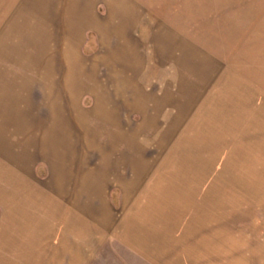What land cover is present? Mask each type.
<instances>
[{
    "label": "rangeland",
    "instance_id": "obj_1",
    "mask_svg": "<svg viewBox=\"0 0 264 264\" xmlns=\"http://www.w3.org/2000/svg\"><path fill=\"white\" fill-rule=\"evenodd\" d=\"M78 1L84 3L86 0H0V6L3 4L6 9L4 12L2 8L0 10L1 165L7 166V169L17 167L10 156L4 154V147L16 156L24 152L31 154L33 159L26 171L32 180L30 186L46 190L50 183L60 182L54 173L58 172L67 177L70 175L69 178H64L68 197L73 188L78 189L81 174L94 178L97 171L106 164L105 153L100 154L98 150L86 147L94 144L96 139L101 145L113 141L114 148L118 149L117 153H113L114 158L119 160L129 154L136 162H148L151 165V175L160 173L157 166L165 161H174L176 158L178 162H194L186 171L175 167L166 170L168 175L174 172L180 176L181 173L188 172L198 179L194 181L192 202L194 245L196 241L199 246L202 245L203 236L223 226L235 237H248L253 234L254 230L251 229L255 225L264 226V81L260 82L262 78L257 77L259 74L254 77L252 72L257 73L262 68L257 54L264 53V42L227 41L244 38L245 34L251 33L254 25L250 24L252 18L249 12L252 9L249 4L254 6L255 3L264 8L262 0H194L193 10H182L194 15L193 24L191 23L189 28L187 26L189 32L183 27H171L167 24V29H182L181 37H191L194 38L193 41L142 40L143 36L134 31L124 33V37L120 34L116 40V37L109 33L106 35L104 27V32L97 30V34L90 26H80L76 53H68L75 62L69 64L68 60L62 58V50L69 42L64 34L68 27L66 29L64 25H68L67 22L75 25L74 17L77 16L73 9L65 10L64 13L63 4L66 2L74 7ZM106 1H91V11L104 20L110 6ZM125 1L119 0V3L125 4ZM175 1L179 8L184 6V0ZM175 1L167 0L168 5L172 6ZM239 20H242L241 24L244 25L241 34L236 35L233 31ZM229 23L230 28L225 29V25H230ZM224 29L233 31L228 34ZM211 31L222 33L213 35ZM32 34L34 37L48 35L44 53H36L32 49ZM262 37L264 41V36ZM125 51L131 55L139 53L144 56L146 66L142 76L132 74L133 67L127 66L131 63L128 62V54ZM112 53L120 54L123 61H126L121 62L120 59L116 63L119 71L117 75H136L135 79L143 93L151 94V97L146 99L149 103L144 108L148 109L147 117L144 116L145 112L143 115L129 112L122 104L124 98L120 95L113 98H118V122L110 123L109 115L92 116L96 110H91L97 104L95 100L99 98V108L110 110L107 103L110 104L111 81L117 83V78L113 80L116 73L110 72L111 66L114 65L110 62ZM159 53L161 57L166 53V58L161 60V72L153 73L151 69L156 65ZM171 53H182L184 57L186 53H194L193 64H182L181 74L180 61L170 58ZM246 54L255 57L256 68L251 59H245ZM261 56L263 54H260V59ZM184 61L182 60L183 63ZM163 64H166V67L163 68ZM81 67L87 70L84 71ZM68 68L73 70L68 73ZM121 80L123 81V78ZM70 82L86 87L84 92L79 94L75 105L70 98H75L79 87L77 91L76 86L69 89ZM179 82L186 87L182 86L183 89L180 90ZM163 98H167V106L158 107L157 104ZM159 109L161 113L156 118L154 113ZM57 110L59 114H56ZM75 111H86L83 113L84 118L80 112L77 115L82 118L76 120ZM148 117H155L157 122ZM105 119L108 121H104ZM53 127L58 136L50 137ZM122 130H129V133L133 134L132 144L128 143L130 139L116 136V132ZM84 133L88 134V137L80 136L85 135ZM161 139L160 146L158 143ZM44 145L46 150L42 149ZM63 145L73 148L71 153L68 147L66 153H61L68 159L50 153ZM107 151L111 150H105ZM112 161H108V167ZM210 162H215L219 170H205L204 167L212 165ZM52 163H56L61 168L60 171H53ZM195 166L199 167V170L196 171ZM4 168L3 175L6 173ZM161 169L163 170V167ZM108 170L110 175L113 174L111 168ZM17 171L22 173L19 169ZM8 173L13 177V171L9 170ZM0 181V192L7 193L10 189L14 191L13 186L5 185L6 179ZM112 182L113 180H110L109 184ZM182 183L180 180L177 183L179 185L175 184V187H181ZM222 188L223 190H220ZM196 191L198 195L195 194ZM255 191L262 195L258 193L256 198L253 195ZM221 194L233 197H226L224 201ZM18 197L20 198V195L14 197L15 202H8L6 210L12 214V219H7L4 225L9 231L8 243L18 245L24 255L25 231L20 228L23 227L22 222L16 219L20 211L18 206L28 204L37 209V202L31 196H25L23 201ZM71 197L73 199L74 196ZM89 197L87 194V200ZM70 203L78 206L77 201L71 200ZM81 203L88 204L87 201ZM107 205L121 214L120 205L115 200L108 201ZM50 206L52 208V205H45L40 209L46 211ZM225 207L229 214L221 210ZM4 211L0 203V226L4 222ZM260 221L261 224L258 223ZM260 231L263 235H258V240H263L264 228L263 231L257 230L258 233ZM16 252L19 254V251ZM129 253L121 245L115 248L107 245L102 251V257L91 259L87 264H146L144 259Z\"/></svg>",
    "mask_w": 264,
    "mask_h": 264
},
{
    "label": "crops",
    "instance_id": "obj_2",
    "mask_svg": "<svg viewBox=\"0 0 264 264\" xmlns=\"http://www.w3.org/2000/svg\"><path fill=\"white\" fill-rule=\"evenodd\" d=\"M91 1L93 0H86L84 3L78 1L75 3L76 6L73 5L74 7L66 2L63 4L64 13L65 10L70 11L73 9L75 16H77V18L74 17L75 25L67 21L68 25H64L66 29L68 27V30H66V32L64 31V34L66 40L69 42L62 50V53H67L68 56V53H76V44L80 37V26H90L97 34L99 31L104 32L102 30L104 27L106 29V35L109 33L111 36L116 37V40H118L120 34L124 37V33L131 31L140 33L143 36L141 38L142 40H194V38L191 37H181L183 35L182 29H167L168 24L171 25V27H183L189 32L188 28L191 26V23L193 24L194 15L192 12L184 13L182 10H193L194 0H184V6L180 8L177 6V1L175 0L173 6L168 5L167 0H126L125 4L119 3V0H112L116 2L107 0L106 2L110 4V6H108V14L105 20L91 11ZM262 2L264 3V0H262ZM251 4L252 3L249 4V8L252 10L250 12L248 11L250 18L253 19H251L250 24L254 25L252 26L251 33L247 35L244 33V38L237 37L238 39H227V41L264 42L262 40V36H264V8L255 3L254 6ZM1 8L3 12L6 10L3 4L0 6V10ZM2 14V16H4V13ZM168 20L170 22H167ZM241 21L242 20H239V22L235 24L234 28L236 29L234 31L225 30L230 28L231 23H229L230 25H225L224 30L228 34L232 31L234 32L233 34H241L244 25L241 24ZM222 31H216L217 33L211 31V33H214L213 35H218L221 34ZM167 36H169V38H167ZM48 40V35L47 37H40L39 35L37 37L33 36V45L31 47L36 53H44L46 50L45 42ZM125 53H127V51H125ZM127 54L129 58L128 62L131 63L127 66L133 67L132 74L142 76L146 66L144 56L139 53H132V55L129 53ZM260 54H263L261 59ZM257 55L262 68L260 71H257V73L254 71L252 72L254 77L256 74H259L257 77L262 78L260 82H263L264 53H258ZM170 56L174 61L177 59L180 61L179 72L181 74L183 73V71H181L182 64L186 66H191L193 64L194 53H186L185 57L182 53L178 55L177 53H171ZM62 58L65 59L63 54ZM110 58V62L114 64L111 66L110 72L111 74L113 72L116 73V77H113V80L117 78V83L111 81L112 93L110 95V104L107 103V105L110 106V110H105V108L101 107L99 108V112L96 111L92 116L109 115L110 123L118 122L120 120L117 103L118 98L117 100L113 98L119 95L124 98V103L122 104L128 108L129 112L141 115L145 112L144 116H146L148 109L146 108L144 110V108L147 106V103H149L146 99H149L151 94L143 93V89L135 79L136 75L133 77H120L117 75L119 71L118 64L116 63H118L120 59H122L121 62L126 63V61H123L120 54L112 53ZM157 58L158 61L156 65L151 69L153 73L161 72V60L166 58V53H164L162 57L161 53H159ZM245 59L249 61L251 59L256 68L257 63L255 57L246 54ZM182 60H185L184 63ZM175 64H177V62H175ZM164 67H166V64H163V68ZM81 68L84 69V71L87 70L85 67ZM68 69V73L73 70H71V68ZM96 71L97 70H95V72ZM122 78L123 81L121 80ZM179 80H181V77ZM65 81L67 83L68 78H66ZM69 85V89L73 86H76L75 89L79 87V93H76L75 98H70L71 102L74 104L79 94L84 92L86 87L85 85L82 86L80 83L77 84L72 82H70ZM182 86L183 84L181 85L180 83V90L183 89ZM165 96L164 93V97ZM166 99L163 98L157 106H167ZM173 101L176 103V99ZM173 101L170 102L173 103ZM95 103L97 104L91 112L97 107H100L101 99L95 100ZM80 112L84 118L85 115L83 113L86 111H75L74 117L76 120H78L77 118H82L80 115H77ZM160 113V109L155 111L154 114L156 118ZM56 114H59L58 110ZM149 115L150 114H148V116ZM156 118L150 117L149 119H153V121L157 122ZM104 121L108 120L105 119ZM52 133L50 137L58 136L54 127L52 128ZM84 134L85 135L80 136L88 137V134ZM117 135L123 138L126 137L128 138L127 140L130 139L128 142L129 144L134 142V139H131L133 134L129 133V130L117 131L116 136ZM92 138H94V136H92ZM95 139L96 138H94V140ZM158 144L160 146L162 145V139ZM44 147L45 145L42 149L46 150ZM67 147L71 149L69 150V153H71L73 148L69 147V145H63L60 149L53 150L50 153L61 156L62 159H68V157L61 154L68 151L66 149ZM86 148L96 149L100 154L105 153L107 156H105V160H103L106 164L97 171V175H95L94 178L81 174V178L77 185L78 189L73 188V194L70 193L68 197L65 191V179L69 178L70 175L67 177L58 172L54 173V176L56 175L55 178L60 182L57 184L50 183L46 190L30 186L32 185V183H30L32 180L26 171L29 169V163L33 159V155L24 152V154L16 156L11 153L9 149L3 148L4 154L8 157L10 156L17 167L15 168L16 170L12 168L7 169L8 167L2 166V162L0 161V168L2 167V169H0V179H6L5 185L14 187V191L10 189L7 193L0 192V203L5 210L2 216V218L4 217V222H2L1 224L3 225L0 226V264H87L91 259L102 257V251L107 245L112 248L121 245L130 252L129 254L144 259V262L147 261L148 264H264V239L258 240V235L262 236L263 232H257L258 229L263 231L264 226L257 227V225H255L254 228L251 229V231L254 230L253 234L248 237L244 235L235 237L228 231L229 229L226 226H223L217 228V231L208 232L203 236L201 241L202 245L199 246L197 241L194 245V207L192 202L194 201V181L196 182L198 179L194 177V174L190 175L188 172H183L180 176L174 172L169 173V175L166 174V170L173 169V167L186 171V169H189L190 164L194 162H178L176 158L174 161H165L157 166L160 173L151 175V165L148 162H136L135 158L129 156V154L122 156L119 160L118 158H114L113 153H117L118 149L114 148L113 141L107 143V145H101L96 139L94 144ZM105 150L111 151L105 152ZM109 154H111V156H109ZM115 159L118 161H112ZM59 160L61 161V158ZM109 160L112 161L110 167H108ZM64 161L67 163L66 160ZM209 164L212 165L204 167L206 168L205 170H219L215 162H210ZM51 165L53 171H60L61 168L57 166L56 163H52ZM161 167H163L164 170L162 173L161 171L163 170ZM195 167L196 171L199 170V167ZM3 168L6 171L5 175H3ZM110 168L113 172L111 175L108 170ZM18 169L22 172L21 174L18 173ZM9 170L13 171V177L9 176ZM109 175L110 177H107ZM9 178L13 180L10 181ZM27 178L29 180H26ZM61 178H63V180H61ZM110 180H113L111 184H109ZM180 180L183 181L181 187H175L179 185L177 183ZM172 182L174 184H172ZM0 183L2 182L0 181ZM220 190H223V188ZM258 193L259 192L255 191L253 195L258 198ZM37 194L41 195L38 196ZM87 194L91 197H89V200L86 198ZM195 194L198 195L197 191ZM18 195H20V198H18L22 199V201L25 196H31L37 202V209H33L28 204H22L21 207L18 206L20 211H18L16 219L22 222L21 225L23 227L20 228L22 231H25V240L23 243L25 244L24 248L26 252L24 255L22 249L18 248V245L8 243L7 236L9 231L4 225L7 219H12V214L7 213L6 210L9 205L8 202H13L14 197ZM221 195H223L222 200L224 201L226 197H233L228 194ZM71 196L76 197L72 199ZM112 199L115 200L116 203H119L121 214L117 210H114V208L108 207L107 202L112 201ZM71 200L77 201L78 206L71 204ZM81 201H87L88 204L81 203ZM255 201L257 202V199H255ZM45 205H52V208L50 206L46 211L40 209V207ZM226 207L221 210L229 214L228 211H225ZM261 222L262 221L258 223L261 224ZM16 251H19V254H17ZM110 254L112 255V252Z\"/></svg>",
    "mask_w": 264,
    "mask_h": 264
},
{
    "label": "bare ground",
    "instance_id": "obj_3",
    "mask_svg": "<svg viewBox=\"0 0 264 264\" xmlns=\"http://www.w3.org/2000/svg\"><path fill=\"white\" fill-rule=\"evenodd\" d=\"M63 54V56H64V58L65 59H67L68 61V63L69 64H73L75 61H74V59H71L68 55H67V53H62ZM76 57V56H75ZM76 59H77V57H76ZM76 90V89H75ZM77 91V90H76ZM97 112H99V107H97L96 109H95Z\"/></svg>",
    "mask_w": 264,
    "mask_h": 264
}]
</instances>
